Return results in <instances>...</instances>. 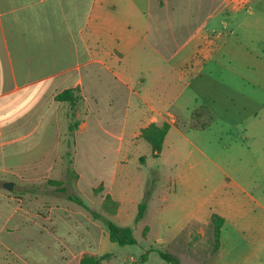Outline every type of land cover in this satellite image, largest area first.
I'll list each match as a JSON object with an SVG mask.
<instances>
[{
    "label": "crops",
    "instance_id": "obj_1",
    "mask_svg": "<svg viewBox=\"0 0 264 264\" xmlns=\"http://www.w3.org/2000/svg\"><path fill=\"white\" fill-rule=\"evenodd\" d=\"M165 122L155 156L141 129ZM50 180L114 219L146 199V237L179 264L213 242L212 215L204 264H264V0H0V264L109 254L105 224Z\"/></svg>",
    "mask_w": 264,
    "mask_h": 264
},
{
    "label": "rangeland",
    "instance_id": "obj_2",
    "mask_svg": "<svg viewBox=\"0 0 264 264\" xmlns=\"http://www.w3.org/2000/svg\"><path fill=\"white\" fill-rule=\"evenodd\" d=\"M99 140H102L104 143L107 142V138L101 137L100 133L94 134L91 136L87 135L86 138L84 139V144H83L84 146L86 145L85 150H87L89 152L92 151V147H94L95 144H97L99 142ZM142 142H143V144H145V146H148L146 141H142ZM126 149H127V147L124 145L123 152L121 155H124V151ZM128 150H129V163H128V165L131 167H136L137 164L139 163L138 159L136 158L137 152L133 148V146H129ZM109 155H111V154H108V156ZM79 156L81 158H84V156H85L84 149L82 150L81 153H79ZM105 169H107V167H105ZM142 169H143V172L146 174L148 168L147 167L142 168V166H141V170ZM143 172H142V174H144ZM105 173H107L106 175L111 174V173H108L106 171H105ZM76 177L77 176L75 175L74 170H72L71 174L67 175V179H66L65 184L68 187H70L73 184ZM94 178H95L94 174H90V172H87V179L88 180H93ZM85 183H86V181L83 180L82 183L80 184V191H82L83 193H85V191H86L87 184H85ZM73 190H75V188H73ZM83 195L84 194L81 195L82 198L86 200V198ZM135 217H136V214H134V216H132V217L121 216L120 218H116V219H114L113 217H110L118 225L123 226L122 224L124 223L126 226H130L132 228L133 235L137 239V243L120 245L116 242L109 241L112 244V246L110 248H108L107 251L109 252V254L105 258L102 259L103 260V263L101 261L102 264H125V263H127V264H130V263L144 264L143 260H141V257L144 256V254L148 252L147 249L151 245H153L155 247V249H157V250L171 251L169 248H165L163 246V244H161V242H158V240H157L158 236H155V232L157 231L156 228L153 229L152 233L150 234V237L147 238L146 237L147 230L143 229L145 219L143 218L142 220L136 222ZM148 219L149 218H147L146 220H148ZM159 236H162V234ZM212 249H213L212 243L209 244V243H207L206 240L198 243L196 246H194V248L190 245L187 247V252H186L187 256L186 257H183V256L180 257L181 258L180 264H182V262H183V264H204L205 258L203 256L206 257V255L208 254V251H211ZM177 251H180L182 253V251H184V248L183 249L179 248ZM158 258H159L158 255L157 254L155 255V253H153L150 256L149 263H154ZM145 264H148V262Z\"/></svg>",
    "mask_w": 264,
    "mask_h": 264
},
{
    "label": "trees",
    "instance_id": "obj_3",
    "mask_svg": "<svg viewBox=\"0 0 264 264\" xmlns=\"http://www.w3.org/2000/svg\"><path fill=\"white\" fill-rule=\"evenodd\" d=\"M56 99L59 101H66L69 103V105L72 107L76 104V102L79 100L78 96H75L74 91L72 89H65L62 92L58 93L56 95ZM78 121H74L70 125V130L72 131L75 126L77 125ZM169 128L168 123H163L161 125L156 124H149L147 127L141 129L140 137L146 140L152 147L153 151H156L153 153L155 156L158 155L161 145L164 139V136ZM142 159V158H141ZM68 173L71 172L70 168H67ZM49 183L56 185V190L59 192H62L65 194V196L77 202L78 204L82 205L83 207L87 208L89 213L94 219H100L106 226L109 239L112 242H116L120 245H126V244H135L137 243V239L133 235L132 228L130 226H121L115 223L110 216H104L98 211L91 210L88 208L83 200L76 194L70 193L67 191L66 187H61L60 182L57 180H50ZM149 191L147 192L148 197ZM146 199L142 200L138 204L137 214L135 217V221L138 222L144 218L145 211H146ZM102 208L105 210L106 213L109 215H112L115 213L117 208V202L112 200L109 196H106L103 203ZM222 218L217 215L211 216V225H212V236H213V248L216 249L218 247V239H219V228L222 224ZM159 255L171 262L172 264H179L177 258L165 251L159 250ZM108 254H103L102 256H94L90 254H84L81 259V264H102L101 261L103 258H105ZM141 259H144V256H142Z\"/></svg>",
    "mask_w": 264,
    "mask_h": 264
},
{
    "label": "water",
    "instance_id": "obj_4",
    "mask_svg": "<svg viewBox=\"0 0 264 264\" xmlns=\"http://www.w3.org/2000/svg\"><path fill=\"white\" fill-rule=\"evenodd\" d=\"M5 186L8 188V189H11L12 188V184L10 182L6 183Z\"/></svg>",
    "mask_w": 264,
    "mask_h": 264
}]
</instances>
